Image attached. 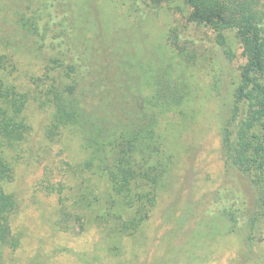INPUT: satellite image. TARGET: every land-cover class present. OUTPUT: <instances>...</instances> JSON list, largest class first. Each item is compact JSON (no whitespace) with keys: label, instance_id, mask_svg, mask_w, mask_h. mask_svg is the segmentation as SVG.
Masks as SVG:
<instances>
[{"label":"trees","instance_id":"1","mask_svg":"<svg viewBox=\"0 0 264 264\" xmlns=\"http://www.w3.org/2000/svg\"><path fill=\"white\" fill-rule=\"evenodd\" d=\"M140 1L149 8L140 13L141 21L167 6L182 16L167 33L180 66L197 65L221 46L226 58L218 59L219 66L226 69L235 58L227 34L235 32L244 62L221 124L225 179L205 211L241 237L234 264H264V0ZM75 17L69 0H0V68L12 74L21 58H28L32 84L23 92L0 77L2 247L20 244L11 225L16 200L5 184L14 177L8 153L30 130L24 109L31 97L53 109L50 135L66 126L76 129L96 172L106 176L105 195L94 197L93 208L94 219L105 224V237L132 235L140 228L170 168L159 127L186 104L188 84L174 74L173 62L143 67L129 52L81 39ZM193 26L215 42L210 51L185 36Z\"/></svg>","mask_w":264,"mask_h":264},{"label":"rangeland","instance_id":"2","mask_svg":"<svg viewBox=\"0 0 264 264\" xmlns=\"http://www.w3.org/2000/svg\"><path fill=\"white\" fill-rule=\"evenodd\" d=\"M69 4L81 39L121 49L123 55L129 52L143 67L173 62L174 74L188 84L190 94L180 112L159 127L172 161L150 217L134 234L111 237H105V224L94 219L93 209L94 197L105 195L106 176L96 172L76 129L66 126L50 135L53 109L31 97L24 109L30 130L8 153L14 177L5 184L16 200L11 225L20 244L15 249L0 246V264H234L241 237L205 208L225 179L221 124L244 62L235 32L227 34L235 58L226 61V69L219 66L218 59L226 58L221 46L197 65L180 66L167 33L182 16L168 6L141 21L140 13L149 8L140 0ZM186 31L203 49L210 51L215 44L202 29ZM26 59L12 74L0 68V77L23 92L32 87Z\"/></svg>","mask_w":264,"mask_h":264}]
</instances>
